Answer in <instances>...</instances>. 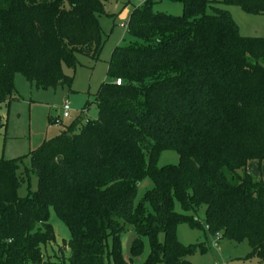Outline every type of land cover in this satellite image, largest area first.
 Segmentation results:
<instances>
[{
  "label": "trees",
  "instance_id": "16d2710c",
  "mask_svg": "<svg viewBox=\"0 0 264 264\" xmlns=\"http://www.w3.org/2000/svg\"><path fill=\"white\" fill-rule=\"evenodd\" d=\"M175 1L180 15L154 12V0L133 10L96 119L79 116L46 139L24 172L22 158L0 156V264H57L44 250L56 240L51 209L71 231L60 264H192L207 247L177 229L203 221L264 263V179L251 171L264 168V37L240 34L211 0ZM225 1L264 13V0ZM103 14L102 0H0V104L17 72L47 87L80 55L97 60ZM166 150L177 164L159 165ZM24 173L38 187L22 196ZM146 178L153 186L138 199Z\"/></svg>",
  "mask_w": 264,
  "mask_h": 264
},
{
  "label": "rangeland",
  "instance_id": "374dc122",
  "mask_svg": "<svg viewBox=\"0 0 264 264\" xmlns=\"http://www.w3.org/2000/svg\"><path fill=\"white\" fill-rule=\"evenodd\" d=\"M106 14L100 17L103 27V44L98 53V59L85 55L79 56L76 68L64 67L68 76L64 82H58L47 87H38L23 73L17 72L14 77L15 92L9 101L0 104V118L5 124L0 129V156L6 159L22 158L19 172H24V166L29 165L28 155L40 147L46 139H50L64 130L71 121L79 116L87 121L98 117L96 93L104 82H110L112 77L108 74V61L117 46H125L130 42L127 25L133 10L143 3L142 0H102ZM152 10L163 11L173 15L182 13L183 4L175 0H154ZM214 5L231 12L243 36L264 37V13L244 11L234 3L225 0H211ZM69 100L72 107V117L63 118V123L56 125L53 122L62 115V106ZM179 155L174 150L164 151L159 158V165L177 164ZM258 171V170H257ZM254 174L264 179L263 171ZM153 186L150 178L142 181L138 190V199ZM38 187L37 177L33 174L27 176L18 188V193L27 195L29 190ZM176 209L182 212L180 203ZM201 219L205 216V206L198 210ZM50 222L54 226L56 240L44 250L57 264L62 260L71 239V231L65 222L60 219L54 209L50 212ZM203 228L194 229L186 223L178 226L179 239L185 243L204 242L207 251L202 253L197 249L189 259L192 264H264L255 258H247L250 251L249 243L233 242L226 236L212 235L207 231L205 222ZM130 239V237L128 238ZM128 239L124 241L127 250ZM148 249L146 250V252ZM32 264V263H30Z\"/></svg>",
  "mask_w": 264,
  "mask_h": 264
},
{
  "label": "built area",
  "instance_id": "2783aa9c",
  "mask_svg": "<svg viewBox=\"0 0 264 264\" xmlns=\"http://www.w3.org/2000/svg\"><path fill=\"white\" fill-rule=\"evenodd\" d=\"M144 1V0H142ZM122 26H125L127 27V25L125 24H122ZM115 83L117 85H121L122 84V79L121 78H118L115 80ZM71 114H72V107H71V104L69 102V100H66L64 105L62 106V117H58L56 120H55V123L56 125H59L61 124L62 122V119L63 118H70L71 117Z\"/></svg>",
  "mask_w": 264,
  "mask_h": 264
},
{
  "label": "crops",
  "instance_id": "0c3cea01",
  "mask_svg": "<svg viewBox=\"0 0 264 264\" xmlns=\"http://www.w3.org/2000/svg\"><path fill=\"white\" fill-rule=\"evenodd\" d=\"M0 122H1V124L3 123V125L5 124V122H4V120H2L1 118H0ZM3 125L1 126L2 128H3ZM2 128H0V129H2ZM257 171L258 169H257V166H256V164L255 163H253L252 164V166H251V171ZM259 171H257V173H258Z\"/></svg>",
  "mask_w": 264,
  "mask_h": 264
}]
</instances>
